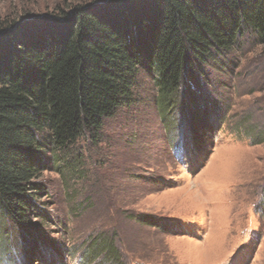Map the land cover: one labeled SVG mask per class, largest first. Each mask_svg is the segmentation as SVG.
<instances>
[{"label":"rangeland","instance_id":"374dc122","mask_svg":"<svg viewBox=\"0 0 264 264\" xmlns=\"http://www.w3.org/2000/svg\"><path fill=\"white\" fill-rule=\"evenodd\" d=\"M99 1L0 0V22ZM207 75L186 102L192 133L174 114L165 128L155 82L140 73L133 106L78 141L69 161L81 168L51 162L35 182L45 218L31 220L11 263L113 264L88 249L99 237L115 264H264V49L247 33Z\"/></svg>","mask_w":264,"mask_h":264},{"label":"trees","instance_id":"16d2710c","mask_svg":"<svg viewBox=\"0 0 264 264\" xmlns=\"http://www.w3.org/2000/svg\"><path fill=\"white\" fill-rule=\"evenodd\" d=\"M247 33L264 49V0H101L0 22V253L7 264L18 262L11 256L22 253L31 220L45 218L37 202L46 189L35 182L51 162L81 168L69 161L78 141L133 106L140 73L155 82L165 128L174 114L193 133L186 103L193 88ZM136 220L163 227L153 217ZM107 243L96 237L88 249L115 264L120 257L111 240L102 248Z\"/></svg>","mask_w":264,"mask_h":264}]
</instances>
